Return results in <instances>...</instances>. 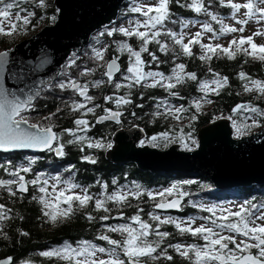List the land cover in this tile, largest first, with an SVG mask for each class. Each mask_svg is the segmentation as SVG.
<instances>
[{
    "label": "snow or ice",
    "instance_id": "1",
    "mask_svg": "<svg viewBox=\"0 0 264 264\" xmlns=\"http://www.w3.org/2000/svg\"><path fill=\"white\" fill-rule=\"evenodd\" d=\"M29 0H0V36H13L16 32L27 30L28 26H35L33 18L36 17V11L30 10L24 6ZM173 3L179 4L180 0H156L152 5H142L132 9L135 13H140L144 19L130 22L131 27H108L104 26L103 30L99 32L101 37H114L117 34L127 38L126 40H115L113 43L116 46L118 55L106 60V53L112 45H107L101 49L93 48L94 59L98 62V67L105 69L102 73V78L93 83V87H99L102 84H110L117 90L128 89L124 95H117L113 93L104 97V102H112L116 105V110L111 107L102 108L101 104L95 103V97L89 94V83H78L76 79L69 76L66 80H61L55 85L49 81V86H54L60 90H72L83 101L73 100L71 104L67 105L72 112H78L80 115L72 122L75 125L73 128H64L61 131L55 130L57 125L53 123V118L57 117L62 111L57 108L55 112L50 113L44 117L46 124L30 123L28 112L34 110V101L39 97L40 92L24 93L23 89L20 94L15 91H10L4 86V75L9 64V51H0V153H12L20 150L34 149L40 152L54 153L56 157L63 158L67 155L66 145L75 143L86 144L90 149L106 150L111 149L113 144L105 142L104 138L93 139L87 135H78V133H87L91 131L95 124H100L104 121H113L121 124V118L124 116L122 106L133 104L132 89L136 87L156 88L161 87L167 90L172 96H179V93L173 91L178 85L183 84L187 80L198 81V76L194 71H187V66L184 63L175 64L171 69V74L166 75L163 71L145 70L151 68L154 63L157 67L161 63H165L157 54V51H152L149 45L155 44L158 46V52L168 54L173 51L176 46L179 51L176 52V57L181 55L193 57V46H199V59L204 62H210L212 58L226 55L229 59H234L237 53L242 52L246 56L264 62V44H257L255 37H264V27L253 32L247 37L241 35L239 40L233 38L229 42V46L225 47L219 43H204L203 32L197 31L191 37H188L184 31H174L168 27V24L180 23L182 28H187L191 20H177L173 18L171 5ZM221 5H224L232 10V18L236 20V24L240 25H226L223 18L218 17L208 11V6L205 0H188L186 4L181 5L187 7L197 14H205L211 17L212 21L220 25L218 30L220 35L241 33L245 31V26L250 20L255 19L257 23L264 21V0H247L246 3H237L235 0H219ZM37 8L48 7L47 0H38ZM244 11H241V10ZM50 21L52 23L58 22L60 18V9L53 10ZM239 18H237V14ZM44 17L41 16L40 19ZM204 32L212 33L209 39H215L217 30H215L210 23L204 22L201 25ZM143 29V30H141ZM135 38L139 41L138 47H133L128 41ZM187 39V42L185 40ZM171 41V46L169 45ZM248 45V47H244ZM235 46V50H233ZM147 54L150 59H145L143 54ZM119 54H126L128 58V66L125 71H121L119 63ZM77 55L75 53L69 58L67 68L77 66ZM212 72V69H208ZM96 72V68H85L80 75L86 76ZM119 74V75H117ZM15 75V74H13ZM67 75V73H65ZM103 77L107 79L104 80ZM211 81L205 80L200 83L201 91L210 90L211 93L219 95L220 91L229 85L227 76H220L219 73H213ZM241 80L247 81L244 85L245 91L258 92L264 95V80L252 79L245 72L239 73ZM214 85L215 87H212ZM22 96L24 98H22ZM141 98L142 95H141ZM165 110L169 115H176L188 111L183 105L173 108L168 106V102H163ZM92 104V107L88 105ZM195 108H201L200 101H194ZM136 107L143 108L142 104H137ZM161 107L157 104V108ZM96 109H102L104 115L98 116L93 124L85 117L91 113L95 115ZM241 109L258 114L264 117V111L251 107L250 105L240 104L233 109V112H238ZM131 115L136 117V113ZM154 115H161L160 112ZM176 115V119H180ZM191 119H197L193 115ZM232 119V117H228ZM235 124V121H234ZM250 127H264L259 121L253 119L251 125H244L236 127V134L242 136ZM66 136L72 137L65 139ZM184 140L183 135L180 137ZM188 139L193 145L195 140L191 139V133L188 134ZM161 142L165 146L168 143L174 142L168 131L161 132L157 135L148 137L147 140H140L139 146L143 147L146 144L152 147H158ZM185 148L189 147L188 143L184 144ZM83 151V148L80 149ZM27 165H17L13 160L8 159L0 162V169L7 174V179L0 178V189H3L11 197H16L17 193H28L30 187L37 190L41 195H33L32 199L42 204V215L49 217L52 223L61 222L70 219L75 211L78 209H86L89 205L94 211H103L109 215H102L99 217L100 221H108L112 219V209L108 206V202H114L118 206H131L128 201L131 198L137 200L143 196L154 201L156 209L168 210L176 209L182 210V198L188 193L181 191V185L172 184L170 187L163 188L160 191L153 192L143 190L141 185L135 181L132 182V187L123 185L120 190L114 191L111 194H90L87 187H83L71 180L62 181L60 176H47L43 172L36 173L34 178L26 179V174L32 173L34 170L32 165L39 160V157H26ZM82 159L85 162L96 164L97 159L92 155H84ZM74 167V166H73ZM23 173V174H22ZM49 180L54 182L53 187L64 183L66 188L59 189L58 192L49 193ZM97 184L100 181L96 182ZM184 184H191L193 181H184ZM112 185L117 184L114 178L111 181ZM104 189L109 187L108 183L102 185ZM80 189L79 192L75 191ZM124 189H127L125 191ZM176 194V198L168 199ZM159 198V199H158ZM191 203V202H190ZM62 205H64L62 207ZM193 207H200L202 210L211 213L207 217H188L186 219L165 216L149 212L147 215L149 219L155 222L150 223L148 220L142 218L141 213L144 212L142 207L137 205L136 214L130 219L138 227L132 224L122 223L116 225L105 224L103 227L111 233H121L126 238L123 240L112 239L109 235L101 234L97 237L100 241H106L111 248L98 246L90 240H81L77 242V246L65 242L61 247H56L51 250L40 253L43 257H56L65 260L68 264H150V262H157L166 260L172 262L174 256L169 253L172 249L176 254L184 257L192 264H264V205H257L251 201H245L240 204L237 210H232L231 207L223 206H206L203 204H192ZM54 208V211H46L44 209ZM11 209L7 208L5 203H0V220L9 219V212ZM219 212V216H217ZM215 217V218H214ZM86 219L89 221L97 220L92 211L87 212ZM119 219H124V213L121 211ZM197 219L206 221L196 225ZM174 225L180 235L190 234L203 240V244L191 243H171L168 242L166 246L165 241L168 240L172 234L168 231H161L163 225ZM227 233V234H225ZM28 235V233H22ZM154 237V239H149ZM238 237L241 239L238 240ZM231 245V247H230ZM117 249H120L118 252ZM254 250H256L254 252ZM106 254V258L104 255ZM123 255V259L121 258ZM194 257V259H193ZM0 264H14L13 257L0 258Z\"/></svg>",
    "mask_w": 264,
    "mask_h": 264
},
{
    "label": "trees",
    "instance_id": "2",
    "mask_svg": "<svg viewBox=\"0 0 264 264\" xmlns=\"http://www.w3.org/2000/svg\"><path fill=\"white\" fill-rule=\"evenodd\" d=\"M187 2L188 0H180L179 4L173 3L171 5L174 19L178 21L197 19L208 22L218 32L220 25L212 21L210 16L202 13L197 14L191 9L181 6ZM205 2L210 13L220 18L232 16V10L221 5L219 0H205ZM47 3L48 7L46 9L35 7V5L38 4V0H29V2L24 5L30 10L36 11V17L33 18V24L35 26L33 27L30 25L27 30L19 31V34L23 35L19 40H15V35L0 36V51L13 47L16 42L31 36L44 25L52 23L50 17L54 14L53 10L56 9V5L54 0H47ZM133 8L132 0H127L121 8L118 20L113 25L117 27L121 20L136 15V13L132 11ZM41 16L44 18L40 19ZM168 27L176 31L182 26L180 23H169ZM102 30L103 29L100 31ZM100 31L92 36L91 42L82 53H75L78 57V67L74 65L71 68H67L68 59L60 77L52 85H55L61 80H66L71 76L73 79L89 83V94L95 97L94 102L101 104L102 108H116V105L112 102L105 103L104 97L113 93L124 95L128 89H120L117 92L112 85L107 83L99 87H93V83L102 78V73L105 69L98 67V62L93 58L94 53L92 49H101L111 44L112 47L105 56L106 60H109L118 55L116 46L113 42L115 40H126L127 38L119 34L114 37H101L99 36ZM128 42L131 43L133 47H138L139 45V41L135 38H132V40ZM169 45L171 46L170 40ZM149 48L152 51H157V54L165 63H161L159 67L153 63L151 68H147V70L155 69L156 71H163L165 74L170 75L171 69L175 64L184 63L187 66V71L196 72L198 81L187 80L183 84L178 85L173 91L178 92L179 96H172L167 90L161 87H136L132 89L131 98L133 104L121 107V110L124 111L121 124H117L113 121H104L100 124H95L97 115L103 113L102 109H96L95 115L89 113L85 117L95 124V127L87 133H78V135H87L93 139L104 138L105 142L112 143V135L119 127L140 125L147 132L145 140L153 135L168 131L170 136L175 137V141L181 143V147L185 148L184 144L188 143L190 148H195V145L198 144L199 129L215 119L232 117L235 133L237 126L243 128L251 112L243 109L238 112H233V109L236 108L237 105H250L251 107H256L264 111V95L255 91H245L244 85L247 81L241 80L239 77V73L243 71L252 79L264 80V62L246 56L242 52L237 53L234 59H229L226 55H220L219 57L214 56L210 62H204L199 59L200 51L198 45L193 46V52L195 54L193 57L181 55L179 58L176 57V52L179 51L178 46L168 54L158 52V46L155 44L149 45ZM233 50H235V47H233ZM143 55L145 59H150L146 53ZM119 60L122 62L121 71H125L126 63L128 62L127 55L119 54ZM85 68H96V72L81 76L80 73ZM209 68L212 69V72L208 71ZM65 73H67V75H65ZM213 73H219L220 76H227L229 79V85L224 87L219 95L211 93L210 90L201 91L200 89L201 82L205 80L211 81L214 78ZM103 79L106 80L107 78L103 77ZM141 95L143 98H141ZM196 99L201 100V108L199 110H197L194 105ZM73 100L83 101V98L79 97L78 94L70 89L62 91L59 88L54 86L50 87L48 85L43 88L42 94L35 100L34 110L28 112L27 115L31 123L39 122V124H46L48 121H45L44 117L55 112L59 107L62 111L57 117H54L52 121L57 125L55 130L61 131L64 128H73L75 125L72 121L80 115V113L72 112L70 108L67 107ZM164 101L168 102V106L175 107L176 105H183L188 111L176 114L181 117L178 120L176 119V115H169L166 112ZM137 104H142L143 108L136 107ZM157 104H160L161 107L157 108ZM88 106L92 107L93 105L89 104ZM132 112L137 114L136 117L131 115ZM156 112H160L161 115H154ZM193 115L197 116V119L194 121L191 119ZM257 116L264 124V117L258 114ZM189 133H191V139L196 141L195 145L188 139ZM182 135L184 137L183 141L180 139ZM70 138L72 137H65V139ZM81 148H83V151L80 150ZM106 150L90 149L86 147V144L75 143L66 145L65 151L67 155L63 158L56 157L54 153L48 152L16 151L12 153H0V162L11 159L17 165H27L26 157H39L40 159L32 165L34 171L26 174V178H34L35 172H43L48 175L57 174L65 181L71 180L83 187H87L89 193L95 195L101 193L111 194L114 191H118L125 182L131 183L138 180L148 188L164 186L168 181L174 180L176 184L181 185V191L193 195L197 201H203V199H209L210 201L230 200L235 195L239 199H249L253 202L264 203V184L220 189L204 175L199 176L200 180L186 178L188 175H197L194 172L154 171V173H152L149 170L140 169L134 162L115 163L106 157ZM84 155H92L97 159V163L91 164L85 162L82 159ZM0 178L7 179L10 177L0 169ZM114 178L117 180L116 185L111 184ZM97 181H100V183L97 184ZM184 181H193V183L184 184ZM105 182L109 185L107 189L102 187ZM33 195L39 196L41 194L30 187L28 193H17L16 197H11L5 190L0 189V203H5L7 208L11 209L9 212V219L0 220V258L11 256L13 257L14 264H19L21 261L27 259L31 251H36L42 247L62 242H76L77 240H93L100 242L97 237L106 229L103 225H111L114 222L119 223L122 219H119V217L117 218L116 215L120 216L121 211H123L125 218L131 214L135 215L137 205L142 207L144 212L151 207L155 209L154 202H152L153 200L146 195L139 200L130 197L128 201L131 205L130 207H121L114 202H108V206L112 209L110 215L113 217L108 221L99 220L100 216L109 215L108 213H104L102 210L94 211L92 206L89 205L86 209H78L75 211V214L70 219L52 223L49 217H44L42 215L43 206L38 201L32 199ZM198 209L199 208L193 207L192 205H186L183 207V212H180V215L191 216L198 213ZM44 210L54 211L52 208ZM89 211H92L93 215L97 217V220L89 221L86 219V214ZM163 227L173 234L175 229L174 225H163ZM177 231L178 230L175 229V232ZM25 232L28 233V235L22 234ZM114 234L115 233L110 232L108 235L114 236ZM185 237L186 236H177V238ZM103 243L107 242L105 241ZM175 259L179 262L177 258Z\"/></svg>",
    "mask_w": 264,
    "mask_h": 264
},
{
    "label": "water",
    "instance_id": "3",
    "mask_svg": "<svg viewBox=\"0 0 264 264\" xmlns=\"http://www.w3.org/2000/svg\"><path fill=\"white\" fill-rule=\"evenodd\" d=\"M126 1L54 0L60 9L58 22L46 24L13 47L1 50L9 51L5 88L17 94L23 89L24 93L39 91L41 95L49 81L53 84L58 80L72 53H82L95 33L118 20ZM119 63L122 69L120 60ZM100 115L104 112L96 119ZM234 133L232 119L222 117L199 129L198 144L191 150L181 147L180 142L165 148L147 144L140 147L139 141L147 137L145 129L140 125L122 126L113 133V147L106 150V157L115 163L134 162L140 169L152 172H194L206 176L220 189L264 184V127L242 136ZM169 210L178 211H162Z\"/></svg>",
    "mask_w": 264,
    "mask_h": 264
},
{
    "label": "rangeland",
    "instance_id": "4",
    "mask_svg": "<svg viewBox=\"0 0 264 264\" xmlns=\"http://www.w3.org/2000/svg\"><path fill=\"white\" fill-rule=\"evenodd\" d=\"M132 2H133V6L134 7H140V6H142V5H152V4H154L155 2H156V0H132ZM235 2H237V3H246L247 2V0H235ZM241 11H244L243 9L241 10ZM239 13L237 14V18H239ZM144 19V17L140 14V13H136V15H134L133 17H129V18H126V19H123V20H121L119 23H118V25H117V27H121V26H123V27H131V26H133V24H131L130 22H134V21H136V20H143ZM193 23H191L187 28H179V29H177L176 31H184L185 33H187V35H188V37H191L192 35H194V33L195 32H197V31H201V32H203V42L204 43H213V44H217V43H219V44H221V45H223V46H225V47H228L229 46V42L233 39V38H235V39H237V40H239V38H240V36L241 35H243V36H245V37H247V36H249V35H252L253 34V32L254 31H256V30H259V29H261L262 27H264V21H262V22H260V23H257V21L255 20V19H253V20H250L249 21V23H248V25H246L245 26V31H244V33L243 34H241V33H231V34H225V35H220L218 32H217V34H216V38L215 39H209V37L210 36H212V33H207V32H204V30L202 29V27H201V25H202V23H204V21H201V20H197V19H190ZM223 20H224V23L226 24V25H235V26H237V27H240V25H238V24H236V20H234L233 18H232V16H230V17H224L223 18ZM212 26V25H211ZM108 27H116V25L114 26L113 24L112 25H109ZM214 28V27H213ZM215 29V28H214ZM141 30H143V29H141ZM15 40H19V39H21L22 37H23V35H20L19 34V31L18 32H16L15 34ZM255 39V42L257 43V44H264V37H255L254 38ZM185 42H187V39L185 40ZM233 47H235V46H233ZM244 47H248V45H244ZM127 66H128V62L126 63V68H127ZM145 70H147V68L145 69ZM151 70H154V71H156L155 69H151ZM167 75V74H166ZM78 81V80H77ZM82 81V80H81ZM83 82V81H82ZM84 83V82H83ZM212 87H215L214 85H212ZM89 89H90V87H89ZM90 92V91H89ZM195 101H200L201 102V100H199V99H196ZM173 107V106H172ZM176 107H180V105H176L175 107H173V108H176ZM253 119H255V120H257V121H259L260 122V124L261 125H264L263 124V122H262V120H260L259 118H258V116H257V114H254V113H249V116H248V118L246 119V123H245V125L247 124V125H251L252 124V120ZM33 123H38L39 124V122H33ZM260 128H262V127H250L247 131H246V133L245 134H249V133H251V132H254V131H256V130H259ZM244 134V135H245ZM234 135L235 136H238L236 133H234ZM171 137V139L174 141V142H178V141H175L174 139H175V137H173V136H170ZM173 143V142H172ZM171 143H168L167 144V146H165V144H164V142H161L160 143V145L158 146V147H161V148H165V147H168L169 145H170ZM197 146V144L195 145V147ZM192 149V148H191ZM37 172H35V174H36ZM47 176H55V175H48V174H46ZM62 179V178H61ZM62 181H65V180H63L62 179ZM53 184H54V182L52 181V180H49V185H48V188H49V193H55V192H58L59 191V189H61V188H66L67 187V185L66 184H64V183H61V184H59L57 187H53ZM75 191H77V192H79L80 191V189H76ZM157 191H160V190H154L153 192H157ZM174 195H176V194H174ZM173 195V196H174ZM169 199H171L170 197H168ZM173 198V197H172ZM159 199V198H158ZM187 200H188V202H187V205H192L193 203H195V204H197V205H199V204H203V205H206V206H212V205H217V206H223V207H231L232 208V210H237V208H238V206L240 205V204H242V203H244L245 201H251L252 203H255V204H257V205H264V203L263 202H253L252 200H249V199H239L237 196H233L230 200L229 199H224V200H218V201H210L209 199L207 200V199H203V201H202V203H199V201H197V200H195V198L193 197V195H191V194H189V196L187 197ZM152 202H154V201H152ZM191 202V203H190ZM64 205H62V207H63ZM197 208H199L198 209V213H196V214H193L191 217H207V216H211L212 214L211 213H209V212H206V211H204V210H202L200 207H198L197 206ZM53 210H55L54 208H52ZM149 210H151V212H153V213H156V214H159V215H161V217L163 218V217H165V216H172V217H177V216H173V215H171V214H165V213H162V212H160V211H157V210H155V209H153L152 207L149 209ZM148 210V211H149ZM219 212H217V216H219ZM178 218H181V217H178ZM215 218V217H214ZM182 219H186V218H182ZM145 220H148L150 223H152L153 221H151L150 219H149V217L147 218V219H145ZM122 223H124V222H119V223H117V222H114L113 224H111V225H116V224H122ZM128 223V222H127ZM201 223H206V221H203V220H200V219H197V221H196V225H194V226H198L199 224H201ZM128 224H132L134 227H137L138 225H136L133 221H130ZM160 230L161 231H165V229L163 228V226H161V228H160ZM104 233L106 234V235H108L110 232H108L106 229H104ZM108 233V234H107ZM179 233V232H178ZM121 234V233H120ZM225 234H227V233H225ZM122 235V234H121ZM190 235V234H189ZM118 236V232L117 233H115L114 234V236H110V238H116ZM124 236V235H123ZM191 236V235H190ZM193 237V236H192ZM239 239H241L240 237H238V240ZM90 241H92L93 243H95V244H97L98 246H103V247H106V248H111L112 246L111 245H109L108 243H103V242H96V241H93V240H90ZM192 241H193V243H196V242H198V244H203L204 242H203V240L202 239H199V238H197V237H193V239H192ZM230 247H231V245H230ZM117 251L119 252L120 251V249H117ZM101 255H104L105 256V258H106V254H101ZM121 258H122V255H121ZM123 259V258H122ZM193 259H194V257H193ZM190 264H192V261H190Z\"/></svg>",
    "mask_w": 264,
    "mask_h": 264
},
{
    "label": "flooded vegetation",
    "instance_id": "5",
    "mask_svg": "<svg viewBox=\"0 0 264 264\" xmlns=\"http://www.w3.org/2000/svg\"><path fill=\"white\" fill-rule=\"evenodd\" d=\"M152 173H154V172H152ZM55 176H60V175H57L56 174ZM199 176L200 175H198V174L197 175H193V176L188 175L186 178L187 179H193V180H200ZM26 179H32V178H26ZM135 182L139 183L141 185V188L143 190H148V191L162 190L163 188L170 187L172 184H176V182L174 180H172V181H168L167 184L164 185V186H155V187H148V188H146V186H144L141 181L136 180ZM124 185H128L129 187H132V182L131 183H128V182L126 183L125 182ZM124 190L127 191V189H124ZM188 196H189V193H188L187 196H184L183 197L182 209H183V207H185L187 205V202H188L187 197ZM172 197H176V195H174ZM172 197H170V198H172ZM199 203H202V201H199ZM155 210L160 211V212L165 213V214H171L173 216L175 215V216L181 217V218H188V217H191L192 216V215L191 216H183V215H180V212H183V210H180V211H174V210L162 211V210H158L156 208H155ZM149 212H151V210H149V211L148 210H145V212L141 213L142 218L143 219H147L149 217L147 215ZM133 215L134 214H131V215L126 216L124 219L120 220V222H124V223H127L128 222L129 223L131 221L130 217L133 216ZM116 217L118 218L120 216L116 215ZM152 223L155 225V222H152ZM164 229L166 231H168L166 228H164ZM175 229L173 231L172 236L169 237L170 239H168L167 241H165V245L164 246H166L168 242H171V243H182V244H191V243H193V241H192L193 237L192 236H190L189 234L180 235L178 233V231L175 232ZM174 232H175V234H174ZM102 234H105V233L103 232ZM177 236H186V237L185 238H177ZM125 238H126L125 236H123L120 233H118V236L116 238H112V239L123 240ZM149 239H154V237H149ZM79 241H81V240H77L76 242H68V243L72 244L75 247V246H77V242H79ZM101 242H105V241H101ZM64 243L65 242H62V243H58V244H55V245H51V246L39 248L36 251H31L30 254L27 256V259L21 261L19 264H68L67 261L61 260V259L56 258V257L48 258V257H43V256L40 255L41 252L47 251V250H51V249L56 248V247H61ZM196 243H198V242H196ZM169 250H171V251H169ZM169 250L168 251H169L170 254L175 255L174 256V260L172 262H169V261H166V260H163L162 259L161 261L150 262V264H190V260H188V259H186L184 257L179 256L172 249H169ZM255 251L256 250H254V252ZM122 258H124L123 255H122ZM175 258H177L179 260V262Z\"/></svg>",
    "mask_w": 264,
    "mask_h": 264
},
{
    "label": "bare ground",
    "instance_id": "6",
    "mask_svg": "<svg viewBox=\"0 0 264 264\" xmlns=\"http://www.w3.org/2000/svg\"><path fill=\"white\" fill-rule=\"evenodd\" d=\"M120 15V14H119ZM84 51V50H83Z\"/></svg>",
    "mask_w": 264,
    "mask_h": 264
}]
</instances>
